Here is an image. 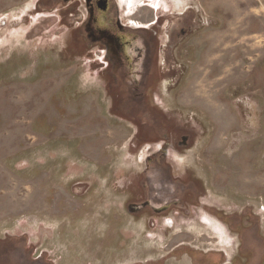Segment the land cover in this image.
I'll list each match as a JSON object with an SVG mask.
<instances>
[{"label": "rangeland", "instance_id": "rangeland-1", "mask_svg": "<svg viewBox=\"0 0 264 264\" xmlns=\"http://www.w3.org/2000/svg\"><path fill=\"white\" fill-rule=\"evenodd\" d=\"M200 1L211 22L180 101L210 97L213 129L178 110L193 137L167 150L166 176L158 165L144 173L161 143L136 141L110 113L65 9L0 0V264H217L186 247L264 264V0ZM178 179L200 183V206L180 197ZM146 197L179 202L128 212Z\"/></svg>", "mask_w": 264, "mask_h": 264}, {"label": "flooded vegetation", "instance_id": "flooded-vegetation-1", "mask_svg": "<svg viewBox=\"0 0 264 264\" xmlns=\"http://www.w3.org/2000/svg\"><path fill=\"white\" fill-rule=\"evenodd\" d=\"M136 4L155 11L145 12L144 8L134 7ZM39 8L44 11L65 9L64 17L73 19L77 52L80 57L84 54L91 57L92 80L101 89V99L106 101L110 113L136 131V141L161 143L159 151L148 157L144 173L147 174L149 166L158 165L166 176H171V172L164 171L171 161L166 156L167 150L170 147L186 149L193 137L178 124V110L186 112L187 118L198 113L207 116L210 132L213 129V118L209 117L207 109L212 106L210 97L205 100L191 97L196 103L192 100L189 104L193 107L187 109H181L180 101L185 75L195 62L196 41L202 31L210 27L211 15L201 11V1L42 0ZM16 37L14 34L12 38ZM16 56L20 54L16 52ZM208 88L211 90V86ZM163 117L172 125H164ZM204 132L209 135V131ZM175 181L183 185L181 198L192 202L191 206L201 205L199 182L194 179L193 183L183 179ZM178 202L157 206L146 197L142 201L129 202L127 210L133 214L144 210L162 214ZM207 221L210 220L200 223ZM184 249H188L197 261L212 260L217 264L225 261L223 252ZM178 251L175 249L173 253ZM214 255L219 257L216 259Z\"/></svg>", "mask_w": 264, "mask_h": 264}, {"label": "trees", "instance_id": "trees-1", "mask_svg": "<svg viewBox=\"0 0 264 264\" xmlns=\"http://www.w3.org/2000/svg\"><path fill=\"white\" fill-rule=\"evenodd\" d=\"M8 242H2V245L5 247V246H8ZM219 254V253H218ZM216 257V259L219 257V255H214Z\"/></svg>", "mask_w": 264, "mask_h": 264}, {"label": "bare ground", "instance_id": "bare-ground-1", "mask_svg": "<svg viewBox=\"0 0 264 264\" xmlns=\"http://www.w3.org/2000/svg\"><path fill=\"white\" fill-rule=\"evenodd\" d=\"M250 4V3H249Z\"/></svg>", "mask_w": 264, "mask_h": 264}]
</instances>
